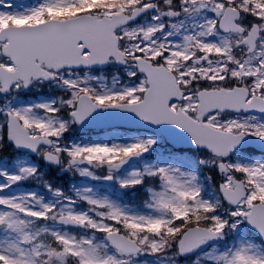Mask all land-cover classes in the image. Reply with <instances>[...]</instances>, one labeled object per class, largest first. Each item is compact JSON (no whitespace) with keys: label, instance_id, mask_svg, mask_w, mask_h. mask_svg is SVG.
<instances>
[{"label":"snow or ice","instance_id":"snow-or-ice-1","mask_svg":"<svg viewBox=\"0 0 264 264\" xmlns=\"http://www.w3.org/2000/svg\"><path fill=\"white\" fill-rule=\"evenodd\" d=\"M0 264H264V0H0Z\"/></svg>","mask_w":264,"mask_h":264},{"label":"rangeland","instance_id":"rangeland-1","mask_svg":"<svg viewBox=\"0 0 264 264\" xmlns=\"http://www.w3.org/2000/svg\"><path fill=\"white\" fill-rule=\"evenodd\" d=\"M13 2L18 3V4H28V3H31V0H13Z\"/></svg>","mask_w":264,"mask_h":264}]
</instances>
